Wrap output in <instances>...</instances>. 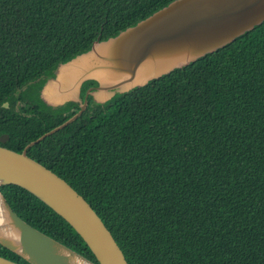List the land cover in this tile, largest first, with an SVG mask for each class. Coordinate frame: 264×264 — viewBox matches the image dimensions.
<instances>
[{
	"label": "trees",
	"instance_id": "16d2710c",
	"mask_svg": "<svg viewBox=\"0 0 264 264\" xmlns=\"http://www.w3.org/2000/svg\"><path fill=\"white\" fill-rule=\"evenodd\" d=\"M171 1L0 0V145L21 152L74 115L77 103L40 97L58 65ZM27 152L84 196L129 264H264V21L105 103L89 96ZM1 190L29 224L98 262L34 194ZM0 255L30 264L1 244Z\"/></svg>",
	"mask_w": 264,
	"mask_h": 264
},
{
	"label": "water",
	"instance_id": "95a60500",
	"mask_svg": "<svg viewBox=\"0 0 264 264\" xmlns=\"http://www.w3.org/2000/svg\"><path fill=\"white\" fill-rule=\"evenodd\" d=\"M264 21V0H172L115 36L61 62L40 90L49 106L81 101L79 111L21 152L0 145V244L30 264H129L91 204L64 178L28 155V148L65 127L86 109L88 97L105 103L182 68L232 42ZM8 102L4 103L8 107ZM15 184L62 216L84 239L94 262L38 230L10 205L1 186ZM0 264H21L0 255Z\"/></svg>",
	"mask_w": 264,
	"mask_h": 264
},
{
	"label": "flooded vegetation",
	"instance_id": "af4514ba",
	"mask_svg": "<svg viewBox=\"0 0 264 264\" xmlns=\"http://www.w3.org/2000/svg\"><path fill=\"white\" fill-rule=\"evenodd\" d=\"M55 74V73H54ZM84 85V84H83ZM83 87V86H82ZM83 99H84V97H82L81 96V101H71V102H75V103H77L78 105H79V109H80V103L83 101ZM68 103V102H67ZM67 103H65V104H63V105H60V106H56V107H54V106H51V107H53V108H59V107H62V106H65ZM87 105H88V103H87ZM86 108H87V106H86ZM79 111V110H78ZM78 111H76L75 113H74V115L78 112ZM85 111V110H84ZM83 111V112H84ZM64 113H66V111H64ZM73 116V115H72ZM70 118V117H69ZM68 118V119H69ZM67 119V120H68ZM77 119V118H76Z\"/></svg>",
	"mask_w": 264,
	"mask_h": 264
}]
</instances>
